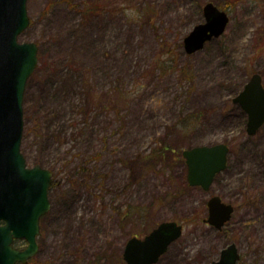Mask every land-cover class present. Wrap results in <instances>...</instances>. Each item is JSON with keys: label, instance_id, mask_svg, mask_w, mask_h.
<instances>
[{"label": "rangeland", "instance_id": "obj_1", "mask_svg": "<svg viewBox=\"0 0 264 264\" xmlns=\"http://www.w3.org/2000/svg\"><path fill=\"white\" fill-rule=\"evenodd\" d=\"M84 1L27 0L19 36L40 54L24 91L21 150L53 181L26 264H125L127 239L169 220L182 235L154 264H210L231 239L242 264H264V123L243 136L247 115L232 100L251 73L264 82V0H89L105 10L82 15ZM209 1L229 22L188 54L183 38ZM182 66L189 73L174 71ZM92 97L101 105L86 104ZM234 138L208 191L189 187L182 151ZM164 140L178 152L149 160ZM208 192L235 204L222 231L202 220Z\"/></svg>", "mask_w": 264, "mask_h": 264}, {"label": "water", "instance_id": "obj_2", "mask_svg": "<svg viewBox=\"0 0 264 264\" xmlns=\"http://www.w3.org/2000/svg\"><path fill=\"white\" fill-rule=\"evenodd\" d=\"M202 10L204 21L194 25L183 38L184 51L188 54L220 36L229 21L226 11L210 1ZM29 21L27 0H0V264H24L37 252L39 217L50 206V170L39 164L27 166L20 151L23 93L37 63L38 51L35 42L19 40ZM232 100L247 115L246 133L255 134L264 123V87L260 74L252 73ZM227 154L228 146L222 142L184 149L188 183L207 190L215 174L226 167ZM206 204L204 221L221 228L231 217L232 205L218 195L210 196ZM181 232V224L171 220L160 222L143 238L130 237L122 253L126 264H153ZM14 239H24L27 243L19 249L12 245ZM238 257L232 242L210 264H235Z\"/></svg>", "mask_w": 264, "mask_h": 264}, {"label": "trees", "instance_id": "obj_3", "mask_svg": "<svg viewBox=\"0 0 264 264\" xmlns=\"http://www.w3.org/2000/svg\"><path fill=\"white\" fill-rule=\"evenodd\" d=\"M84 5H83V7L81 8V14L82 15H92L93 13H98L99 11H101V10H105V8L103 9L100 5H97V3H94V2H90L89 0H85L84 1ZM199 8H200V6H199ZM112 10H114V9H112ZM119 11H120V9H119ZM148 11L150 12V10L148 9ZM143 13V11L142 10H140V11H135V13H134V16H140L141 14ZM150 15L149 14H147L146 15V17H149ZM173 55H175L174 54V52L172 53ZM40 59V54L38 55V60ZM173 60H174V58H172ZM38 63V62H37ZM168 66V69H167V67H166V64H164V69L162 70L163 72H165V71H169L170 69V66L171 65H167ZM173 66V65H172ZM174 67V66H173ZM37 70V65H36V67H35V69H34V71L33 72H35ZM174 71H177V73L178 74H185V73H189V70H187L186 69V67H184V66H182V67H178V68H175L174 69ZM123 99H127L128 100V98H125V97H123ZM91 101V102H90ZM90 103H94V105H92V107L93 106H99V105H101V99H99V97H92L90 100H89V102L87 101V103L86 104H88V105H90L91 106V104ZM196 117V119L198 120V117L197 116H195ZM182 128L185 130V132L187 131V130H189L188 128H186V123H184L183 125H182ZM243 136H247L246 135V133H245V131L243 130ZM240 138H234V139H231L230 140V142H225L228 146H229V152L231 151L230 150V146L232 145V143L234 142H236L237 140H239ZM175 147L174 148H171L170 147V145H169V141H167V140H164L163 141V143H162V145H160V149H159V151H157V153L156 154H150V156H149V160H153V159H156V158H159V160H162V159H169V157L170 158H172V155H170V154H172L173 152L175 153ZM178 152V151H177ZM176 152V153H177ZM175 153V154H176ZM174 155V154H173ZM225 171V170H224ZM223 172V171H222ZM222 172H220V173H218L215 177H214V180L213 181H215L221 174H222ZM189 187H191L192 189H198L199 191H201V193H204V191L200 188V187H198V186H189ZM249 196L248 195H246L245 196V199H246V201H248L249 200ZM234 203V202H233ZM203 205H205V201H202V206ZM234 206H235V204H234ZM123 214V213H122ZM124 214H126V213H124Z\"/></svg>", "mask_w": 264, "mask_h": 264}, {"label": "flooded vegetation", "instance_id": "obj_4", "mask_svg": "<svg viewBox=\"0 0 264 264\" xmlns=\"http://www.w3.org/2000/svg\"><path fill=\"white\" fill-rule=\"evenodd\" d=\"M259 73V72H258ZM260 74V73H259ZM260 77H261V83H262V85H263V87H264V82H263V80H262V76H261V74H260ZM209 193V192H208ZM212 194H214V193H209V195H212ZM234 210V209H233ZM233 215V214H232ZM231 218H232V216L230 217V219L224 224V226L220 229V230H216V231H222V230H224V228H225V226H227V224L229 223V221L231 220ZM204 224L207 226V227H209V228H212L213 229V227L211 226V225H209V224H207V223H205L204 222ZM231 232L233 233L234 232V230H231ZM227 244V243H226ZM226 246V245H225ZM225 246H223V247H225ZM222 247V248H223ZM237 251L238 252H240L239 251V248H238V246H237ZM218 255H219V252H218ZM218 255H217V257H218ZM120 258H121V260L123 261V259H122V253L120 254ZM159 260V259H158ZM157 260V261H158ZM239 260H241V255H240V259ZM241 262V261H240ZM242 263V262H241Z\"/></svg>", "mask_w": 264, "mask_h": 264}]
</instances>
